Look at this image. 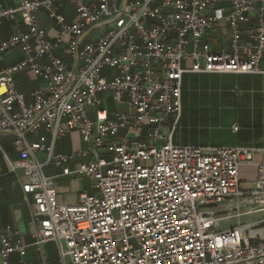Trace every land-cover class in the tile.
Instances as JSON below:
<instances>
[{"label": "built area", "instance_id": "built-area-1", "mask_svg": "<svg viewBox=\"0 0 264 264\" xmlns=\"http://www.w3.org/2000/svg\"><path fill=\"white\" fill-rule=\"evenodd\" d=\"M4 1L0 27L13 32L0 56L21 59L0 71V135L14 136L10 170L36 229L26 245L7 226L1 264L13 254L25 264L48 242L60 264H264V149L174 143L184 74L264 75V0ZM41 10L54 37L36 22ZM20 72L43 85L17 92ZM72 132L82 147L56 152ZM253 164L245 186L240 169ZM60 178L90 185L66 205Z\"/></svg>", "mask_w": 264, "mask_h": 264}, {"label": "crops", "instance_id": "crops-1", "mask_svg": "<svg viewBox=\"0 0 264 264\" xmlns=\"http://www.w3.org/2000/svg\"><path fill=\"white\" fill-rule=\"evenodd\" d=\"M7 6L13 5V0H5ZM59 11L68 19L74 14L61 7ZM39 27L45 29L50 37L56 34L55 23L48 20L44 10L36 14ZM13 32V23L6 22L0 27V38H6ZM21 59L18 50L0 56V71L14 65ZM260 67L264 69V57ZM226 76L231 80L229 91L223 93L222 89L214 91L212 81L215 77ZM17 92L28 95L33 90L41 87L42 81L34 78L29 72H20L14 76ZM214 82V81H213ZM218 89V88H217ZM206 96L204 104L193 101L195 97ZM192 114L218 118L224 122L216 131V139L204 137L203 131L193 133L188 127ZM237 126L236 131L232 130ZM197 136V137H196ZM11 134L0 135V235L7 227H11L26 245L33 243L32 233L35 226L31 223L30 202L25 200L21 189L23 181L20 172L10 170V162L19 159V154L14 150ZM174 143L180 146L214 148L238 147L264 149V75L252 74H193L187 73L182 77L181 84V114L174 133ZM82 147L79 135L76 132L61 138L56 144V152L69 154ZM53 169H47V175H54ZM67 180L66 185H56L58 200L62 204L72 205L77 202L78 193L87 187ZM57 251L54 243H45L38 251L29 247L23 260L25 264H54ZM19 260L17 254L9 257L8 264H16ZM1 264V262H0Z\"/></svg>", "mask_w": 264, "mask_h": 264}, {"label": "rangeland", "instance_id": "rangeland-1", "mask_svg": "<svg viewBox=\"0 0 264 264\" xmlns=\"http://www.w3.org/2000/svg\"><path fill=\"white\" fill-rule=\"evenodd\" d=\"M213 81H212V85L210 83H206V84L211 86L212 87L211 89H213L214 91H219V88L222 89L223 93L225 91H229V87H230L229 85L231 83V80L229 77L218 76V77H215L213 79ZM193 101H200L204 104V102L207 101V97L200 95L199 97H195L193 99ZM223 124H224V122L218 118L212 119L211 117L192 114L190 116L188 127L190 128V130H192V132L194 134L198 133L199 129H201L203 132L201 134H197V135H199V136L204 135V137L216 139L218 136L215 133L217 130H219L221 128V126H223ZM256 162H258V158L254 159V163H256ZM255 171H256V168H255L254 164L253 165H244L241 167L240 179L244 183L245 186H248L250 183H252L254 181L255 175H256ZM70 180H72V182L79 183L76 179H70ZM54 183L56 185H66L67 179H61V178L56 179V180H54ZM86 185L89 186L90 182L88 180L82 179L81 186L84 187ZM260 216H261V214L250 216V217H242L239 220V222L252 221V220L259 218ZM237 222H238V219L232 217L231 219H228L227 221L219 222V223L215 224L214 228L215 229L229 228V227L234 226ZM54 264H60V263L56 259Z\"/></svg>", "mask_w": 264, "mask_h": 264}]
</instances>
